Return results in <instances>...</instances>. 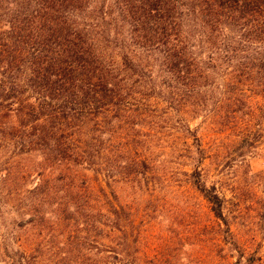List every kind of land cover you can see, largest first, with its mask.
<instances>
[{
  "label": "trees",
  "instance_id": "1",
  "mask_svg": "<svg viewBox=\"0 0 264 264\" xmlns=\"http://www.w3.org/2000/svg\"><path fill=\"white\" fill-rule=\"evenodd\" d=\"M10 4L0 28V184L37 172L27 195L55 196L76 231L96 219L105 264H138V201L176 200L184 182L223 231L236 220L264 231V170L247 162L264 158V0ZM202 115L216 117L227 141L199 136L189 119ZM239 184L260 188L249 209L224 193Z\"/></svg>",
  "mask_w": 264,
  "mask_h": 264
},
{
  "label": "rangeland",
  "instance_id": "2",
  "mask_svg": "<svg viewBox=\"0 0 264 264\" xmlns=\"http://www.w3.org/2000/svg\"><path fill=\"white\" fill-rule=\"evenodd\" d=\"M9 9H12L10 0H0L1 29L8 25ZM204 116L189 119L199 136L206 143L227 141L228 132L222 131L221 125H214L216 117ZM11 152L18 153L9 149L7 156ZM23 162L20 160L16 170L19 171ZM247 162L252 173L264 170V158L258 155H252ZM30 174L24 180L0 184L4 191L0 196V264L10 261L15 264H105L103 247L95 242L96 219H89L84 230L67 227L55 196L40 202L27 195L26 191L38 182L37 172ZM227 188L224 189L226 197L232 200L235 195L246 209L254 205L260 194L259 187L243 184ZM180 189L186 191L176 200L142 204L138 201V264H238V259L244 264L246 254L255 249L260 257L255 264H264V231H253V226L244 227L237 220L230 233L223 231L209 214L205 201L187 183ZM33 208L39 215L33 217V223H26ZM12 221H20V226L11 225ZM242 255L245 257L241 258Z\"/></svg>",
  "mask_w": 264,
  "mask_h": 264
}]
</instances>
